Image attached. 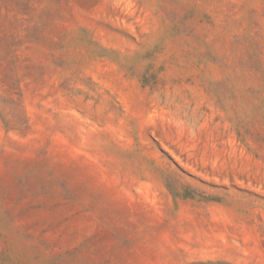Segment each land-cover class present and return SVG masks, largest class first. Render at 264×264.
<instances>
[{
  "label": "rangeland",
  "instance_id": "obj_1",
  "mask_svg": "<svg viewBox=\"0 0 264 264\" xmlns=\"http://www.w3.org/2000/svg\"><path fill=\"white\" fill-rule=\"evenodd\" d=\"M0 264H264V0H0Z\"/></svg>",
  "mask_w": 264,
  "mask_h": 264
}]
</instances>
